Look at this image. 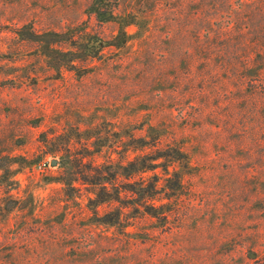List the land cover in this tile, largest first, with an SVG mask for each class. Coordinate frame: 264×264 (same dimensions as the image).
<instances>
[{
    "label": "rangeland",
    "instance_id": "obj_1",
    "mask_svg": "<svg viewBox=\"0 0 264 264\" xmlns=\"http://www.w3.org/2000/svg\"><path fill=\"white\" fill-rule=\"evenodd\" d=\"M0 264H264V0H0Z\"/></svg>",
    "mask_w": 264,
    "mask_h": 264
},
{
    "label": "trees",
    "instance_id": "obj_2",
    "mask_svg": "<svg viewBox=\"0 0 264 264\" xmlns=\"http://www.w3.org/2000/svg\"><path fill=\"white\" fill-rule=\"evenodd\" d=\"M120 36L121 37L125 36V33H124L122 28L120 29L119 33L115 36V38H119ZM123 39H124V37H123ZM123 42H124V40H122V42H120V44ZM118 44L119 43H111V45H114V46H116ZM180 154H181L180 151L175 149L171 153L160 154V155H156L154 157L149 158L150 162H147L143 158L139 159L138 157H136L132 160H129L126 165H122V170H123L122 173L126 176H130L132 173H135V172H143L146 170H152L155 167H157V164L153 163V160H157L158 158H168L169 160H176V159L180 158ZM163 169H164V171L167 172V166L164 167ZM84 180L87 181L86 179H84ZM169 188H177V185H175V187H169ZM130 190H132L137 195V197H138L137 201L143 202V200L146 196L151 197V195H153L155 192H157V187L154 183H152L148 187L142 188L140 190H138V189H130ZM109 198H111V197L109 196ZM113 198H115V200H120L119 192ZM104 200L105 199H100L101 202ZM138 204H141V203H138ZM148 212L151 213L150 211H148ZM104 222H111V221L105 220Z\"/></svg>",
    "mask_w": 264,
    "mask_h": 264
}]
</instances>
